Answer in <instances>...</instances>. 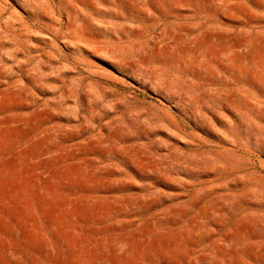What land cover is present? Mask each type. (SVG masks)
Masks as SVG:
<instances>
[{
  "label": "rangeland",
  "instance_id": "obj_1",
  "mask_svg": "<svg viewBox=\"0 0 264 264\" xmlns=\"http://www.w3.org/2000/svg\"><path fill=\"white\" fill-rule=\"evenodd\" d=\"M0 264H264V0H0Z\"/></svg>",
  "mask_w": 264,
  "mask_h": 264
}]
</instances>
